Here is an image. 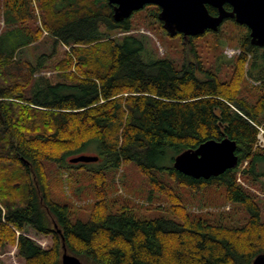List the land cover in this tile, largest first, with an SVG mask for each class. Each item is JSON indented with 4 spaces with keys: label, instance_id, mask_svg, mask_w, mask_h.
Returning a JSON list of instances; mask_svg holds the SVG:
<instances>
[{
    "label": "trees",
    "instance_id": "1",
    "mask_svg": "<svg viewBox=\"0 0 264 264\" xmlns=\"http://www.w3.org/2000/svg\"><path fill=\"white\" fill-rule=\"evenodd\" d=\"M0 1V250L15 248L24 264H61L64 249L82 264H252L264 253L261 207L241 183L263 175L256 162L264 149L254 146L264 129V48L250 43L245 26L227 21L240 31L230 43L239 50L233 57L202 62L192 47L194 57L176 65L145 58L143 39L128 34L137 12L115 22L107 0ZM143 10L163 30L160 9ZM219 33L186 40L192 46L210 35L215 50ZM35 43L51 48L32 64L23 50ZM57 46L67 50L51 67L53 82L40 73ZM225 138L237 145L235 168L208 180L174 169L179 154ZM79 155L98 156V165L69 162ZM129 164L146 180L148 199L165 200L157 209L166 216L138 219L133 204L112 197L118 171ZM84 168L93 202L85 221L72 220L73 207L54 197L53 184ZM206 189L221 190L247 220L238 226L225 223V214L191 213L183 192ZM29 230L50 237L51 246L41 248Z\"/></svg>",
    "mask_w": 264,
    "mask_h": 264
},
{
    "label": "rangeland",
    "instance_id": "2",
    "mask_svg": "<svg viewBox=\"0 0 264 264\" xmlns=\"http://www.w3.org/2000/svg\"><path fill=\"white\" fill-rule=\"evenodd\" d=\"M1 2V1H0ZM35 5L32 3L30 5V15L34 16ZM145 11H138L132 18L134 28L131 34L137 39L144 42V50L142 52L145 58L153 57H167L172 60L176 65H180L182 61L186 59L193 58V51L195 50V55H198L202 62L212 61V56H219L222 54L227 58L233 57L235 54L239 53V50L234 44L235 36L240 32L236 27L230 23H225L218 32V40L220 44L217 45V49H211L214 45L212 42V36L199 37V39L193 40V45L191 46L189 40H185V43H180L179 37H168L163 33V30L155 24L153 21L145 20ZM4 29V23L2 20V8L0 3V31ZM232 43V45H230ZM50 43L42 44L35 43V45L24 49L25 58L32 64L36 63V57L39 55L50 54ZM193 47V48H192ZM67 49L63 46H57L56 54L50 59V61L45 65L40 75L48 77L53 82L57 80L56 72L51 69V67L62 58L63 52ZM259 127H262L260 125ZM87 150V151H86ZM259 150V149H257ZM94 148H89L83 150V153H93ZM94 155H96L94 153ZM94 163V162H93ZM94 163L89 167L97 166ZM247 162H245L240 170L247 168ZM50 170L55 171L54 166H50ZM238 170V172L240 171ZM256 172L264 175V161L256 162ZM70 178H67V174H63L60 182L57 185L53 184L54 197L63 204H68L73 207L74 215L72 220H82L85 221L88 217V212L90 210L91 204L93 202V182L90 177V173L85 171V168L80 173L69 172ZM239 175V173H238ZM260 176L257 180H254L252 176L249 178H244L241 183L246 188V190L251 194L256 196L261 212L262 220H264V176ZM239 179V178H238ZM54 182V181H53ZM75 190H78L75 193ZM149 187L147 186L146 180L139 173L134 164L125 165L122 167L116 177L114 183V191L112 197H118L125 199L129 204H133L138 211V219H153L160 216H166L167 213L164 210L157 209L166 205L165 200L160 196L153 194L152 199H148ZM183 203L189 209V211L195 215H200L203 217H210L215 219L217 215L225 214L228 215V219L224 222L230 223L232 225L240 226L243 220H247V216L243 213L239 207L234 204H225L224 197L221 190L215 191L206 189L202 193L195 194L194 192H183ZM159 206V207H158ZM229 212V214H228ZM244 217V219H243ZM27 236L31 238L35 243H37L41 248L48 249L51 246L50 237H45L36 234L33 230H29ZM0 264H24V261L17 257L16 249L12 247H7L4 250H0Z\"/></svg>",
    "mask_w": 264,
    "mask_h": 264
},
{
    "label": "water",
    "instance_id": "3",
    "mask_svg": "<svg viewBox=\"0 0 264 264\" xmlns=\"http://www.w3.org/2000/svg\"><path fill=\"white\" fill-rule=\"evenodd\" d=\"M112 6L113 19L121 22L148 5L160 9L158 20L169 37L182 34L183 38L197 37L207 31L217 32L224 20L232 19L249 30L250 43L264 48V0H107ZM228 5L230 10H225ZM217 10L209 13L207 7ZM236 143L228 138L209 140L194 150H187L175 157L173 167L193 179L208 180L222 175L238 165ZM98 156L79 155L70 163H92ZM56 228L57 226L54 225ZM59 231V230H58ZM61 264H82L63 250ZM252 264H264V253L257 255Z\"/></svg>",
    "mask_w": 264,
    "mask_h": 264
},
{
    "label": "built area",
    "instance_id": "4",
    "mask_svg": "<svg viewBox=\"0 0 264 264\" xmlns=\"http://www.w3.org/2000/svg\"><path fill=\"white\" fill-rule=\"evenodd\" d=\"M258 130H259V134L257 136V141L254 147L255 149H264V129L262 127H258Z\"/></svg>",
    "mask_w": 264,
    "mask_h": 264
},
{
    "label": "flooded vegetation",
    "instance_id": "5",
    "mask_svg": "<svg viewBox=\"0 0 264 264\" xmlns=\"http://www.w3.org/2000/svg\"><path fill=\"white\" fill-rule=\"evenodd\" d=\"M148 6H149V5H148ZM148 6H146V7H148ZM146 7H144V9H145ZM142 10H143V9H142ZM215 10H216V9H215ZM225 10H226V9H225ZM227 11H229V10H227ZM135 13H136V12H135ZM133 14H134V13H133ZM133 14H132V15H133ZM216 15H217V10H216ZM216 15H213V16H216ZM228 20H229V19L224 20L223 23H222V25L220 26V28H221V27H222V26H223ZM159 22H160V21H159ZM160 23H161V22H160ZM161 24H162V23H161ZM240 26H241V25H240ZM220 28H219V30H220ZM163 30H164V29H163ZM219 30H218V31H219ZM218 31H217V32H218ZM207 32H211V31H207ZM207 32H206V33H207ZM176 37L183 38L182 34H177ZM183 39L186 40L187 38H183Z\"/></svg>",
    "mask_w": 264,
    "mask_h": 264
},
{
    "label": "bare ground",
    "instance_id": "6",
    "mask_svg": "<svg viewBox=\"0 0 264 264\" xmlns=\"http://www.w3.org/2000/svg\"><path fill=\"white\" fill-rule=\"evenodd\" d=\"M255 148V147H254Z\"/></svg>",
    "mask_w": 264,
    "mask_h": 264
}]
</instances>
